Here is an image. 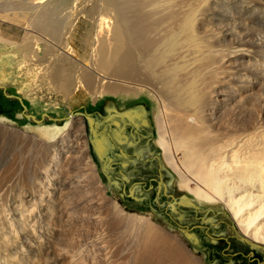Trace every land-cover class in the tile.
I'll use <instances>...</instances> for the list:
<instances>
[{
  "label": "rangeland",
  "instance_id": "1",
  "mask_svg": "<svg viewBox=\"0 0 264 264\" xmlns=\"http://www.w3.org/2000/svg\"><path fill=\"white\" fill-rule=\"evenodd\" d=\"M6 1L0 20L18 33L23 13L14 7L22 0H9L10 10ZM190 9L189 68L218 67L219 76L206 75V91L198 79L189 95L220 143H237L226 152L264 151V0H190ZM29 56L0 43V264H137L149 234L193 264H264V214L253 242L223 203H201L181 186L164 164L158 105L148 93L99 101L81 87L60 94ZM185 106L193 108L190 99ZM174 158L183 159L181 149ZM260 176L241 188L264 203ZM253 207L260 205L244 218ZM138 219L149 227L132 224Z\"/></svg>",
  "mask_w": 264,
  "mask_h": 264
},
{
  "label": "bare ground",
  "instance_id": "2",
  "mask_svg": "<svg viewBox=\"0 0 264 264\" xmlns=\"http://www.w3.org/2000/svg\"><path fill=\"white\" fill-rule=\"evenodd\" d=\"M37 1L40 0H22L14 7V11L23 13L22 23L17 21L22 24L16 27L18 33L10 31V23L0 20V29L7 26L5 32H0V43L22 46L32 65L44 73L60 94L68 95L81 87L99 101L148 93L158 105V146L164 164L197 201L223 203L241 233L258 242L260 229L253 226L264 214V203L258 195L245 194L247 190L241 187L254 181L260 184L264 151L257 153L251 146L252 151L243 155H238V150L226 152L236 142L220 143L221 138L214 135L215 128L208 125L207 116L189 95L198 79H204L206 91V75H218V67L207 73L189 68L190 42L195 38V11L190 9V0H46L45 4ZM6 2L4 7L10 10L12 3ZM26 15L28 18H24ZM18 16L14 15L16 19ZM209 53L215 54L211 50ZM212 82L219 83L217 78ZM215 93L213 89L207 95ZM189 99L193 108L185 106ZM111 105L106 102L105 107L109 109ZM54 135V131L44 134L47 140ZM235 146L234 149L237 143ZM174 149H181L182 160H175ZM235 181L241 186L233 187ZM259 205L250 214L246 212L249 216L244 218L245 209ZM138 220L132 224L149 227L148 220ZM149 235L136 253L137 264H193L186 262L183 252L162 236ZM259 242L264 244V237Z\"/></svg>",
  "mask_w": 264,
  "mask_h": 264
},
{
  "label": "flooded vegetation",
  "instance_id": "3",
  "mask_svg": "<svg viewBox=\"0 0 264 264\" xmlns=\"http://www.w3.org/2000/svg\"><path fill=\"white\" fill-rule=\"evenodd\" d=\"M84 127H85V124H84ZM143 153H140L139 157L142 156Z\"/></svg>",
  "mask_w": 264,
  "mask_h": 264
}]
</instances>
